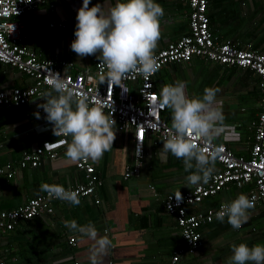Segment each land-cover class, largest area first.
Instances as JSON below:
<instances>
[{
    "label": "crops",
    "instance_id": "0c3cea01",
    "mask_svg": "<svg viewBox=\"0 0 264 264\" xmlns=\"http://www.w3.org/2000/svg\"><path fill=\"white\" fill-rule=\"evenodd\" d=\"M156 2L163 7L164 16L155 54L189 34V9L182 0ZM97 3L104 4L105 0H92L89 6ZM109 3L114 5L116 0ZM82 5L83 0H61L54 11L43 6L21 19L28 37L26 44L42 58L58 56L72 62L74 74L93 68L99 55L81 58L71 50L76 16ZM207 14L210 29L220 41L230 40L241 48L250 44L253 49L264 51V0H208ZM51 22H64L66 28H50ZM232 32L235 33L230 36ZM173 66L157 73L155 84L159 94L163 86L177 80L185 82V92L190 98L203 95L206 87L218 88L216 99L225 119L215 141L226 145L235 155H249L261 104L253 94L259 87L258 77L197 57ZM31 83L27 76L0 64V90L26 88ZM39 104L35 98L24 107H0V163L18 168L12 178L0 176L1 210L16 209L43 193L44 183L68 188L85 182L83 172L76 169L75 161L66 156L57 137L48 129L50 124L42 115L36 117ZM166 118L171 123L170 109ZM46 144L49 145L45 147ZM38 147L58 156L53 160L45 158L36 168H19L22 153ZM162 147V141L148 135L139 175L123 180L125 168L132 166V133L116 131L113 148L99 162L90 160L102 180L99 204H95L93 197L80 199L78 206L53 203V214L21 221L14 230L0 233V258L9 264H90L89 250L94 241L70 231L63 223L75 220L79 225L92 222L99 236L106 235L112 240L114 247L103 258V264H167L183 241L174 218L164 210L163 200L167 194L192 187H186L189 173L185 172L181 159L171 154L166 160L157 156ZM252 188V185L242 188L228 185L198 208H209L210 202H216L215 207L230 202L240 193L247 195ZM249 212L248 222L239 230H234L227 218L223 223L214 220L202 227V248L194 255H183L181 264H228L233 244H264V204H257ZM70 238H74V245L69 244Z\"/></svg>",
    "mask_w": 264,
    "mask_h": 264
},
{
    "label": "built area",
    "instance_id": "2783aa9c",
    "mask_svg": "<svg viewBox=\"0 0 264 264\" xmlns=\"http://www.w3.org/2000/svg\"><path fill=\"white\" fill-rule=\"evenodd\" d=\"M182 1L189 9V34L176 42L169 43L155 54L160 64L155 74L148 77L138 72L129 74L122 82V89L117 86L109 90L107 82L101 83L100 75L106 69L97 58L94 59L93 68L74 74L71 72L74 69L72 62L60 59L58 56L42 58L26 44L28 37L24 33V23L21 19L43 6L54 11L61 0H31V3L28 0H0V64L27 76L32 82L26 88L0 90V107H24L35 98L40 104L45 103L41 97L45 90H50L46 82L47 78L54 72H59L68 79L70 87L87 97L90 106L101 105L106 113H112L117 132L132 133V166L125 168L122 174L123 180L139 175L146 137L154 135L158 141H163L165 132L171 128V123L165 119L167 108H160L156 103L159 92L156 90L155 78L160 70L172 64L188 63L197 57L227 67L248 69L258 77V86L263 97L261 111L254 125L250 157L235 155L226 145L214 141L209 150L221 147L222 151L216 161L219 168L215 169L209 183L182 191V202L176 201L174 195L177 192L167 194L163 200L164 210L174 218L183 241V246L172 253L167 264H181L183 255H194L202 248L201 229L217 220L215 214L220 210L222 203L206 209L198 207L207 199L215 197L228 185H234L236 188L253 185L247 195L250 199L254 198L255 206L259 203L264 204V51L253 49L250 44L241 48L230 40L220 41L210 29L207 14L208 0ZM49 27L62 30L66 28V24L51 22ZM71 39L74 41L75 35ZM37 112L46 120V113L42 108L38 107ZM46 122L50 124L47 120ZM152 124L158 125V128L153 130ZM48 129L52 130L53 125L50 124ZM56 137L66 153L67 144L61 142L67 140L70 143V136ZM140 142L143 146L141 157L138 158L135 153ZM57 154L50 150L45 151L41 147L33 151H25L22 153L18 167L36 168L45 158L53 160L58 156ZM75 166L78 171L83 172L85 182L66 189L77 191L79 199L93 197L95 204H99L98 190L102 186V180L96 175L90 159L75 161ZM17 170L18 168L10 163H0V176L12 178ZM55 202L68 203L50 198L47 192H43L16 209H0V233L14 230L21 221L53 214ZM169 204L172 205L171 208ZM74 241V238H70L69 244L74 245ZM0 264L9 263L0 258Z\"/></svg>",
    "mask_w": 264,
    "mask_h": 264
},
{
    "label": "clouds",
    "instance_id": "9594fccd",
    "mask_svg": "<svg viewBox=\"0 0 264 264\" xmlns=\"http://www.w3.org/2000/svg\"><path fill=\"white\" fill-rule=\"evenodd\" d=\"M91 2L83 0L78 10L76 39L71 50L81 58L99 54L97 59L106 69L100 80L108 83L109 90L117 86L122 89V82L129 74L138 72L144 77L155 74L160 68L155 50L162 36L163 7L156 0H116L114 5L105 0L104 4L90 7ZM46 82L50 91L42 94L45 103L38 107L46 113V120L53 125L56 136L71 137L70 143L61 142L67 144L66 156L72 161L99 162L105 152L113 148L116 139V121L112 113H106L101 105L90 106L87 97L70 87L68 79L59 72H54ZM185 88V82L177 80L160 90L156 103L160 108L171 110L172 121L157 156L166 160L171 154L181 159L185 172L189 173L185 178L186 187L191 188L208 184L213 178L222 148L209 149L220 135L225 117L216 99L218 88L206 87L202 96L191 98L186 95ZM35 115L40 118L39 112ZM151 128L156 130L158 125L152 124ZM142 146V142L137 146L135 155L138 158ZM41 191L73 206L81 203L77 191L62 185L44 183ZM174 196L178 203L182 202L181 192ZM254 207V198L240 193L234 200L222 203L215 216L221 223L227 218L228 224L239 230L248 222L249 210ZM63 223L70 231L94 241L89 250L90 264H103V258L114 247L112 240L106 235L99 236L92 222L84 225L75 220ZM231 252L228 264H264V244H233Z\"/></svg>",
    "mask_w": 264,
    "mask_h": 264
},
{
    "label": "trees",
    "instance_id": "16d2710c",
    "mask_svg": "<svg viewBox=\"0 0 264 264\" xmlns=\"http://www.w3.org/2000/svg\"><path fill=\"white\" fill-rule=\"evenodd\" d=\"M203 60H205V59H203ZM232 69L243 70V69H239V68H237V67H232ZM243 71L247 72V74H249V75L254 74L252 71H250V70H248V69H244ZM254 75H255V74H254ZM256 80L258 81V78H257ZM255 91H256V92H255ZM253 94H254V96H255L257 102H261V99H262V97H263V93H262L261 89H259V87H257L256 90H254ZM260 111H261V104H260L259 113H260ZM165 119L167 120L166 117H165ZM167 121H168V120H167ZM249 157H250V154H249V155H245V158H249ZM252 187H253V185H252ZM216 204H217L216 202H212V203L210 202V205H209V204H208V205L211 206V207H215Z\"/></svg>",
    "mask_w": 264,
    "mask_h": 264
},
{
    "label": "rangeland",
    "instance_id": "374dc122",
    "mask_svg": "<svg viewBox=\"0 0 264 264\" xmlns=\"http://www.w3.org/2000/svg\"><path fill=\"white\" fill-rule=\"evenodd\" d=\"M244 25H245V24H244ZM242 26H243V21H242ZM233 33H235V32H232V33H230L229 35L231 36V35H233ZM245 33H246V32H243V33H242V36H243V37H245ZM201 96H202V95H201ZM244 104H248V102H245Z\"/></svg>",
    "mask_w": 264,
    "mask_h": 264
},
{
    "label": "water",
    "instance_id": "95a60500",
    "mask_svg": "<svg viewBox=\"0 0 264 264\" xmlns=\"http://www.w3.org/2000/svg\"><path fill=\"white\" fill-rule=\"evenodd\" d=\"M173 65H174V64H172V65H170V66H171V67H174Z\"/></svg>",
    "mask_w": 264,
    "mask_h": 264
}]
</instances>
